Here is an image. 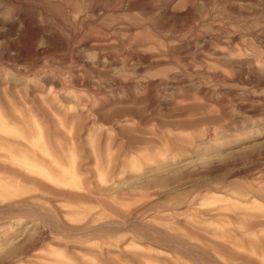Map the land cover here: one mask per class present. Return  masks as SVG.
<instances>
[{"label": "rangeland", "instance_id": "obj_1", "mask_svg": "<svg viewBox=\"0 0 264 264\" xmlns=\"http://www.w3.org/2000/svg\"><path fill=\"white\" fill-rule=\"evenodd\" d=\"M0 264H264V0H0Z\"/></svg>", "mask_w": 264, "mask_h": 264}]
</instances>
